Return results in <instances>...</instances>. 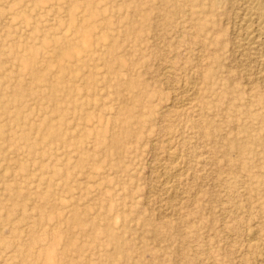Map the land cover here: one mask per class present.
Masks as SVG:
<instances>
[{
    "label": "rangeland",
    "instance_id": "374dc122",
    "mask_svg": "<svg viewBox=\"0 0 264 264\" xmlns=\"http://www.w3.org/2000/svg\"><path fill=\"white\" fill-rule=\"evenodd\" d=\"M258 17L0 0V264H264Z\"/></svg>",
    "mask_w": 264,
    "mask_h": 264
},
{
    "label": "bare ground",
    "instance_id": "6f19581e",
    "mask_svg": "<svg viewBox=\"0 0 264 264\" xmlns=\"http://www.w3.org/2000/svg\"><path fill=\"white\" fill-rule=\"evenodd\" d=\"M247 22L249 24L245 25L246 26V29H245V31H246L245 41L246 42H245V45L250 47L251 49H253L255 51L260 52L262 55V58H263V62H264V18H262V17L249 18V19H247Z\"/></svg>",
    "mask_w": 264,
    "mask_h": 264
}]
</instances>
